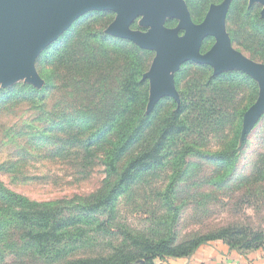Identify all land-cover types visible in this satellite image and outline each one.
I'll use <instances>...</instances> for the list:
<instances>
[{
    "label": "trees",
    "instance_id": "trees-1",
    "mask_svg": "<svg viewBox=\"0 0 264 264\" xmlns=\"http://www.w3.org/2000/svg\"><path fill=\"white\" fill-rule=\"evenodd\" d=\"M198 13L191 7L194 23ZM113 17L88 13L44 50L36 61L41 89H0V176L27 185L36 179L27 173L31 163L67 167L75 182L97 168L102 176L89 194L48 201L0 180V264H157L190 259L214 242L240 254L264 249V217L254 227L207 225L221 210L264 209V114L240 144L256 83L188 62L174 75L179 103L162 98L147 112L142 76L154 53L106 35ZM227 21L232 45L264 64L258 14L235 1ZM247 150L248 169L238 170ZM123 207L146 216V228L128 225ZM187 219L204 230L183 234Z\"/></svg>",
    "mask_w": 264,
    "mask_h": 264
},
{
    "label": "water",
    "instance_id": "water-1",
    "mask_svg": "<svg viewBox=\"0 0 264 264\" xmlns=\"http://www.w3.org/2000/svg\"><path fill=\"white\" fill-rule=\"evenodd\" d=\"M256 1L264 6V0L249 4ZM230 2L211 5L202 22L195 24L185 0H0V89L18 83L41 89L35 67L41 53L84 15L111 12L115 17L106 35L154 53L142 76L149 85L147 112L162 98L179 103L174 75L188 62L211 67L213 76L238 71L257 84V98L242 117L241 144L264 114V64L233 48L225 26ZM171 19L177 21L175 28L165 26ZM136 20L145 32L131 29ZM206 38L214 43L201 53Z\"/></svg>",
    "mask_w": 264,
    "mask_h": 264
},
{
    "label": "rangeland",
    "instance_id": "rangeland-1",
    "mask_svg": "<svg viewBox=\"0 0 264 264\" xmlns=\"http://www.w3.org/2000/svg\"><path fill=\"white\" fill-rule=\"evenodd\" d=\"M235 1H239V0H231L229 8H228L227 16ZM251 11H252V16H253L254 13L258 12V9H251ZM227 16H226L225 26H226V32L230 38L229 28L232 29L233 25L228 24ZM114 17H113V20H114ZM168 21L175 22V25L171 28L176 27L177 25L176 20L171 19V20H167L166 22ZM132 29L140 31V30H143L144 28H141L138 24V20H136L134 23V27ZM210 39L211 41L209 42L208 45L212 46V44L214 43V40L212 38ZM232 46L234 49H236L237 51H239L240 53H242L244 56L247 57L246 52H244V50L241 47H238L237 45H232ZM35 67H36V63H35ZM257 95H258V87H257ZM259 123L260 121H258V123L254 126V128L250 132V135L256 129ZM248 153L249 151L247 150L245 153H242L240 155V158L238 160V170L244 171L248 169V162H249ZM4 158L5 156L3 157V159ZM27 173L29 176L36 177V179L33 182H30L27 185L17 184L16 182L12 180V178H9L6 176H0V180L9 189L13 190L16 193L27 196L28 198L32 200L48 201V200L59 199V198H64V197H70L73 195L89 194L98 187L100 179L102 177L101 170L97 168L93 172L91 179H89L88 181L75 182V181L70 180L71 172L67 170V167L65 168L62 165L43 164V163L42 164L31 163L27 168ZM219 200L222 202L227 201V199L222 198V197H220ZM217 205L220 207V204H217ZM131 211L132 210H130V208H127V207H123L121 211L122 217L126 220L127 224L133 227L134 229H138V230L145 229L147 226V223L145 221L146 216L140 213L131 212ZM216 214L214 213L212 215V218L208 220L207 225L209 226L221 225L227 222L238 221L243 224H250L254 227V226L259 225L261 222V219H263L264 209H262L261 211H257L255 209L249 208L242 215H238V216H232V214H230L229 212H226V210H221L217 215ZM194 221H195L194 219H191V220L187 219L185 221L184 226H183V232H182L183 234L188 235L196 231L204 230L202 229V227H200V225L195 224ZM211 245L212 246L209 245L210 247L207 245L201 247L200 250H198L195 253V255H193L190 259H187V260L172 261L170 259H166L163 262L157 261L156 263L157 264H218L217 260L220 259L221 260L220 264H224V261H227V260L224 259L226 258V254L223 253V250L225 251L227 248L224 247L222 243H218V242L211 243ZM233 255L236 258L237 256H240L244 259L245 257L247 258V256L249 255L248 258L253 257V259L255 258V260L257 261L259 260L258 263L264 264V249L257 251V252H251V253L241 252L240 254L239 252H234Z\"/></svg>",
    "mask_w": 264,
    "mask_h": 264
},
{
    "label": "flooded vegetation",
    "instance_id": "flooded-vegetation-1",
    "mask_svg": "<svg viewBox=\"0 0 264 264\" xmlns=\"http://www.w3.org/2000/svg\"><path fill=\"white\" fill-rule=\"evenodd\" d=\"M223 0H185V3L187 5V8L189 10L190 16H191V7H194L199 11V15L202 17L201 21L204 19L206 13L208 12V9L210 8L211 5H219ZM241 5H245L246 9H258V18L262 21H264V6L256 1L253 2L252 4H249V0H239ZM135 23V21L132 23V25ZM195 23V24H199ZM131 25V27H132ZM132 29V28H131ZM133 30V29H132ZM142 32H145L146 30H140Z\"/></svg>",
    "mask_w": 264,
    "mask_h": 264
},
{
    "label": "crops",
    "instance_id": "crops-1",
    "mask_svg": "<svg viewBox=\"0 0 264 264\" xmlns=\"http://www.w3.org/2000/svg\"><path fill=\"white\" fill-rule=\"evenodd\" d=\"M218 243H220V242H218ZM209 245L212 246L211 244H208L207 246H209ZM223 253L226 254V258H224V259L227 260V261H224V264H260V263H258L259 260L257 261V260H255V258L254 259H253V257L252 258H248L249 255L247 256V258L245 257V259H244V258H242L240 256H237V258H236L233 255L234 252H230V251H228V249H226L225 251L223 250ZM217 261H218V264H220L221 260L219 259Z\"/></svg>",
    "mask_w": 264,
    "mask_h": 264
}]
</instances>
